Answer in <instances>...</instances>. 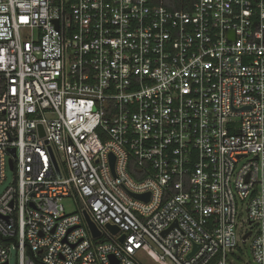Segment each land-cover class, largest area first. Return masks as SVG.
<instances>
[{
    "label": "built area",
    "instance_id": "2783aa9c",
    "mask_svg": "<svg viewBox=\"0 0 264 264\" xmlns=\"http://www.w3.org/2000/svg\"><path fill=\"white\" fill-rule=\"evenodd\" d=\"M188 2L0 0V264H264V0Z\"/></svg>",
    "mask_w": 264,
    "mask_h": 264
},
{
    "label": "rangeland",
    "instance_id": "374dc122",
    "mask_svg": "<svg viewBox=\"0 0 264 264\" xmlns=\"http://www.w3.org/2000/svg\"><path fill=\"white\" fill-rule=\"evenodd\" d=\"M15 176H16L15 171L8 170L7 180L5 181V183L0 188V195L4 192V190L8 186H10L13 183ZM64 205H65L68 213H74L78 210V206L74 203L72 198L65 199ZM141 260L144 264H162L156 258H154L152 255L146 254V253L142 254ZM10 264H17V251L16 250H12Z\"/></svg>",
    "mask_w": 264,
    "mask_h": 264
},
{
    "label": "water",
    "instance_id": "95a60500",
    "mask_svg": "<svg viewBox=\"0 0 264 264\" xmlns=\"http://www.w3.org/2000/svg\"><path fill=\"white\" fill-rule=\"evenodd\" d=\"M42 134H44L43 130H42ZM12 152H15V149L12 150ZM11 163V167H13V162L12 160L10 161ZM114 163H115V157L113 155H111V164L112 166L114 167ZM136 198H139V199H144V200H148L149 199V193L147 194H135L134 195ZM87 219L89 221V225H90V228L93 232V235L94 236H99L100 235V232L99 230L96 228V226L94 225L93 222H91V220L89 219V217L87 216ZM108 227L114 232V233H118L119 232V227L117 225H112V224H108ZM121 240L123 241L124 240V236L121 237ZM199 247L198 246H195V251L198 249ZM193 253H191L189 255V258L192 256Z\"/></svg>",
    "mask_w": 264,
    "mask_h": 264
},
{
    "label": "trees",
    "instance_id": "16d2710c",
    "mask_svg": "<svg viewBox=\"0 0 264 264\" xmlns=\"http://www.w3.org/2000/svg\"><path fill=\"white\" fill-rule=\"evenodd\" d=\"M187 1V4L186 2ZM189 0H167V4L170 8H173V9H178V8H181L182 6H184V8H188L189 7ZM132 174L135 176V178L137 179H141L142 177L140 175H138L135 171H131ZM0 240L1 241H5L4 238H1L0 237ZM35 258V257H34ZM37 260V259H36ZM38 261V260H37Z\"/></svg>",
    "mask_w": 264,
    "mask_h": 264
}]
</instances>
